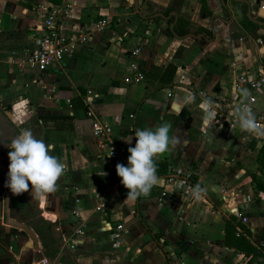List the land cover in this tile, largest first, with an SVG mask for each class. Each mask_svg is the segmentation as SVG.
Listing matches in <instances>:
<instances>
[{"label": "crops", "instance_id": "0c3cea01", "mask_svg": "<svg viewBox=\"0 0 264 264\" xmlns=\"http://www.w3.org/2000/svg\"><path fill=\"white\" fill-rule=\"evenodd\" d=\"M172 1L174 6H169ZM222 3L139 0L140 15L130 0H0V106L19 134L31 129L67 166L57 191L38 196L35 215L53 222L58 232L53 257L34 227L29 225L36 243L5 223L7 187L0 170V264H44V258L48 264H203L204 258L215 264H244L249 255L223 243L230 215L249 230L247 237L256 247L250 264H264V190L254 179L264 178V165L257 160L264 146V122L256 142L238 122L231 128L224 116L214 115L205 128L199 107L211 92L217 93L213 104H230L240 72L264 75V25L247 22L248 6ZM49 5L65 10L59 21L66 36L88 30L101 16L110 17L111 23L85 42L76 41L63 60L43 72L22 68L20 56L35 45ZM249 7L252 17L264 21V0H252ZM170 11L177 14L174 32L169 28L173 14L153 16ZM175 30L185 33L179 36ZM135 46L139 53L133 57ZM133 60L145 72L136 84L123 79ZM87 98L112 123L114 139L128 156L136 129L171 123L180 144L155 158L166 163V170L157 173L149 196L134 203L125 200L128 189L114 160L92 133ZM171 165L190 170L188 187L159 203L155 194L170 187ZM196 185L203 189L199 199L191 194ZM79 209L90 213L87 219ZM176 210L184 227H173L169 220ZM239 213L247 216L246 222ZM118 223L123 227L117 228Z\"/></svg>", "mask_w": 264, "mask_h": 264}, {"label": "clouds", "instance_id": "9594fccd", "mask_svg": "<svg viewBox=\"0 0 264 264\" xmlns=\"http://www.w3.org/2000/svg\"><path fill=\"white\" fill-rule=\"evenodd\" d=\"M247 97L248 92L242 89ZM190 100V97H186ZM213 101L203 99L199 105L204 113L203 125L210 126L214 120ZM237 122L242 131L254 132L258 124L251 108L247 105L237 109ZM173 133L171 123L163 122L155 126L138 128L135 131V146L129 147L128 164L117 163L116 173L121 184L128 189L126 201L135 202L141 196L150 195L152 188L158 182L155 158L171 151L180 144V138ZM131 143V142H129ZM9 167L6 187L14 195L30 192L32 197L55 193L58 181L66 171V163L59 157L51 155L52 148L43 139H37L31 129H23L9 145ZM31 185V191H30ZM203 189L199 185L191 189L194 198L199 199ZM82 219H87L90 213L79 209Z\"/></svg>", "mask_w": 264, "mask_h": 264}, {"label": "built area", "instance_id": "2783aa9c", "mask_svg": "<svg viewBox=\"0 0 264 264\" xmlns=\"http://www.w3.org/2000/svg\"><path fill=\"white\" fill-rule=\"evenodd\" d=\"M65 12L56 5H49L45 8L43 17L42 32L36 38L35 45L26 49L18 61L20 67L35 68L39 71H44L54 62L61 61L67 56L76 45V41L81 43L85 42L89 35L94 32H103L111 23V18L108 16H101L93 20L88 27V30L80 28L76 36H66L62 30V24L59 21L60 14ZM139 53V46L131 49L130 55L136 57ZM145 77L144 70L139 66L136 60L129 63V69L124 75L123 79L126 83L136 84L141 82ZM264 75L259 72L258 74H249L240 72L235 76L233 83V93L231 96V103L213 104L212 111L215 116H224L229 120L230 127L232 128L237 123L236 112L237 109L243 105H247L255 110V118L258 126L264 122ZM54 89V88H52ZM242 89L248 92L247 97L242 94ZM211 100L217 98V93L211 92ZM86 115L91 120L92 133L98 145L104 149L107 157L114 160L115 167L117 163H122L125 166L128 164V155L123 144L118 143L114 139L113 125L106 119L102 118L90 105L92 99L87 98ZM202 116L204 113L201 111ZM253 140L258 142L256 132L245 131ZM258 138V139H257ZM171 174L167 177L170 187L163 188L155 195L159 203H163L168 197L183 191L188 187L191 172L188 169L177 168L176 165H171ZM181 188V189H180ZM103 205L102 203L100 204ZM239 218L242 222L247 221L245 214L239 213ZM173 227H184L182 215L179 211H175L169 216ZM123 224L118 223L117 228H122ZM120 241H117L119 243ZM41 263L48 264L47 259H42Z\"/></svg>", "mask_w": 264, "mask_h": 264}, {"label": "water", "instance_id": "95a60500", "mask_svg": "<svg viewBox=\"0 0 264 264\" xmlns=\"http://www.w3.org/2000/svg\"><path fill=\"white\" fill-rule=\"evenodd\" d=\"M130 1L133 4V6L136 8L137 12L140 15H142L141 11L139 10V0H130ZM172 14L174 15V20L169 23V28L171 29V31H173V25H174V22L176 20V15H177L175 11H170L168 15H164L162 12H155L153 16L169 18ZM246 14L254 22L264 25L263 20H259L257 18L252 17L251 8L249 6L246 10ZM188 34L192 36L197 35V36L205 37L203 33H199V34L187 33L186 35ZM18 134H19V129L17 128L15 123H13V121L8 117V115L2 110L0 106V170L4 173L6 177V181L8 178L7 173H8L9 163H10L9 158H8V152L10 151L9 145L11 144L12 139ZM30 191H31V185H30ZM13 196L14 194L7 187V190L5 192V197H4V206H3L4 216L6 217L5 223L9 224L12 228L22 229L28 236L31 237L32 241L36 243L37 242L36 234L31 229V227L28 225V221L25 222L23 220L24 218L22 215L25 213V209H26L24 208L23 202H27L32 207L37 208V204L39 203L38 197H33V199L28 198L31 195H30V192H26L21 195H16L17 202L13 204L11 201V198ZM202 263L203 264H215L208 258H204Z\"/></svg>", "mask_w": 264, "mask_h": 264}, {"label": "trees", "instance_id": "16d2710c", "mask_svg": "<svg viewBox=\"0 0 264 264\" xmlns=\"http://www.w3.org/2000/svg\"><path fill=\"white\" fill-rule=\"evenodd\" d=\"M169 6H174V1H172ZM150 17V16H147ZM248 23H252L246 15ZM175 33L179 36H182L185 31H176ZM257 160L259 164L264 165V146L259 150L257 154ZM157 173L163 172L166 170L165 162H156ZM256 182V187L258 189L264 190V178H254ZM13 204L17 202V196L14 195L11 198ZM24 216L28 220V225L35 228L38 232L39 237L42 239L43 244L46 249L49 250L53 255L56 254L57 248L59 246L58 243V232L54 231L53 226L54 223L45 219L42 216H35L39 213L38 208H34L32 206H25ZM249 230L246 229L243 224L238 220L235 215H230V217L226 220L224 226V235H223V243L229 246H233L241 251H243L246 255L248 254V259L244 264H250V259L255 253V245L251 242V240L247 237Z\"/></svg>", "mask_w": 264, "mask_h": 264}, {"label": "flooded vegetation", "instance_id": "af4514ba", "mask_svg": "<svg viewBox=\"0 0 264 264\" xmlns=\"http://www.w3.org/2000/svg\"><path fill=\"white\" fill-rule=\"evenodd\" d=\"M222 1H223L222 6H250L252 3V0H222Z\"/></svg>", "mask_w": 264, "mask_h": 264}, {"label": "rangeland", "instance_id": "374dc122", "mask_svg": "<svg viewBox=\"0 0 264 264\" xmlns=\"http://www.w3.org/2000/svg\"><path fill=\"white\" fill-rule=\"evenodd\" d=\"M238 17H239V20L241 21V19H243V16L241 15L240 16V13H238ZM248 31L250 32V33H253V28H248Z\"/></svg>", "mask_w": 264, "mask_h": 264}]
</instances>
